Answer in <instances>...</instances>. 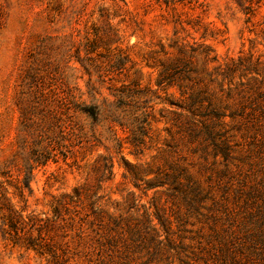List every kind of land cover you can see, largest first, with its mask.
<instances>
[{"label": "rangeland", "instance_id": "1", "mask_svg": "<svg viewBox=\"0 0 264 264\" xmlns=\"http://www.w3.org/2000/svg\"><path fill=\"white\" fill-rule=\"evenodd\" d=\"M185 63L196 70L182 81L187 93L230 106L220 141L241 151L264 133L230 116L244 106L254 114L247 120L264 121V0H0V264H206L198 234L208 227L168 186L145 183L179 164L207 187L210 168H221L220 157L204 159L210 120L188 111L180 88L157 84ZM27 75L59 92L77 89L101 111L67 124L72 154L35 169L21 197L17 100ZM122 85L148 94L120 103L113 89ZM144 113L146 135H132ZM191 129L200 133L193 143ZM131 136H142L138 156Z\"/></svg>", "mask_w": 264, "mask_h": 264}, {"label": "trees", "instance_id": "2", "mask_svg": "<svg viewBox=\"0 0 264 264\" xmlns=\"http://www.w3.org/2000/svg\"><path fill=\"white\" fill-rule=\"evenodd\" d=\"M122 59L120 57L116 65L118 71L123 68ZM178 68L176 66L174 69L163 70L157 84L159 87L180 88L182 95H188L185 104L188 111L192 115L210 120L211 125L206 128L204 136V141H209L202 149L204 159L208 156L214 159L220 157L221 168H210L208 185L204 187L186 167L175 164L169 171H156L157 176L154 179L145 181L146 188L168 186L169 196L180 199L188 213L195 215L199 223L208 227L207 234H198L205 241V245L202 241L200 245L201 259L206 264H264V133L250 136V143L241 151H236L235 147L238 145H231L225 139L220 141L225 135L217 131L216 127L223 125L222 119L226 116L224 109H230V106L226 105L223 110L214 107L201 90L187 93L188 89L182 81L189 79L190 73L196 70L190 63L184 64L182 72ZM22 87L17 100L21 118L17 189L21 197L26 191L31 193L35 169L44 167L49 162H57L61 157L66 159L72 154L74 145L70 141L72 136H68L66 132L67 124L77 116L96 121L101 111L98 105L83 101L82 94L75 93L77 89L66 87L59 92L56 87L46 86L41 82L38 75H27ZM113 91L120 103L126 98H132L128 104L136 103L135 98L140 101L148 94L147 90L126 85H122L120 89L114 88ZM205 102H208L206 107ZM262 113L261 118L264 119V111ZM253 115H246L244 106L235 108L230 114L232 118L241 117L250 130L258 125L257 130L264 131V121L259 118L254 121L247 120L254 119L250 117ZM150 117L149 113L137 116L142 121L139 126L129 127L131 134L146 135L145 126H149ZM199 134L191 129L188 136L190 143L199 138ZM138 137L140 136H131L130 142L133 147L132 154L135 156L141 154L140 147L143 144L141 137ZM81 141L80 136L79 143ZM209 147H212L210 151ZM121 159L134 177L141 179L138 167L130 164L124 157ZM215 164L217 161L212 165ZM210 200L212 205L205 207L204 203ZM202 209L206 213H202ZM165 224L170 222L165 219L163 225Z\"/></svg>", "mask_w": 264, "mask_h": 264}]
</instances>
